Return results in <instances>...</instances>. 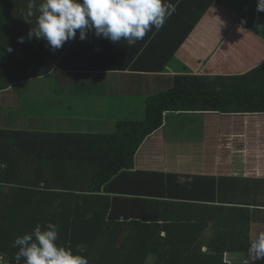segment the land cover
<instances>
[{"label": "trees", "instance_id": "16d2710c", "mask_svg": "<svg viewBox=\"0 0 264 264\" xmlns=\"http://www.w3.org/2000/svg\"><path fill=\"white\" fill-rule=\"evenodd\" d=\"M256 4L251 0L238 22L264 40V12ZM198 12L206 10L188 9L168 22L158 74L199 22ZM128 64L138 70L143 60ZM166 81V90L147 98L143 120L122 121L108 135L62 131L28 106H0V254L10 264L14 240L49 222L58 225V244L89 264H230L227 256L249 253L253 226L264 229V180L138 172L134 162L166 113L264 114V62L241 75ZM196 203L214 205L202 206L215 215L207 250L198 230L168 225V205L178 213Z\"/></svg>", "mask_w": 264, "mask_h": 264}, {"label": "crops", "instance_id": "0c3cea01", "mask_svg": "<svg viewBox=\"0 0 264 264\" xmlns=\"http://www.w3.org/2000/svg\"><path fill=\"white\" fill-rule=\"evenodd\" d=\"M250 1L171 0L176 11L163 32L153 29L132 47L126 40L113 43L93 32L81 41L77 30L75 39L53 50L44 39L28 38L39 15L27 16L29 0H0V106L30 108L45 102L54 110L44 120L62 131L112 134L122 121L144 119L147 98L167 89V77L241 75L264 62V40L238 22ZM41 2L36 0L37 5ZM207 2L206 12L195 13L199 22L158 74L168 22L188 9L191 14L204 10ZM139 57L143 64L132 69L128 63ZM63 105L68 106L66 111H61ZM253 139L260 143L251 147ZM134 166L138 172L264 180V114L166 113L163 127L137 151ZM194 205L178 213L168 205V225L172 220V225L182 224L188 233L198 230L194 233L204 235L201 248L207 250L215 215L202 206L214 205ZM260 233L264 229L253 226L250 243ZM236 259L239 256L230 257V264Z\"/></svg>", "mask_w": 264, "mask_h": 264}, {"label": "clouds", "instance_id": "9594fccd", "mask_svg": "<svg viewBox=\"0 0 264 264\" xmlns=\"http://www.w3.org/2000/svg\"><path fill=\"white\" fill-rule=\"evenodd\" d=\"M35 10V11H34ZM176 11L171 0H29L27 16L36 18L28 38L44 39L53 50H58L77 37L84 41L89 32L113 43L126 40L132 47L153 29L159 31ZM257 12H264V0H257ZM19 42L23 43L21 37ZM12 51L11 48L8 49ZM59 228L54 223L37 224L31 233L17 237L13 247L18 251L15 264H89L87 257L75 254L71 247L58 244ZM249 261L264 259V233L252 240ZM249 261L247 264H249ZM0 264H10L0 254Z\"/></svg>", "mask_w": 264, "mask_h": 264}, {"label": "rangeland", "instance_id": "374dc122", "mask_svg": "<svg viewBox=\"0 0 264 264\" xmlns=\"http://www.w3.org/2000/svg\"><path fill=\"white\" fill-rule=\"evenodd\" d=\"M39 102H37V103H33L32 104V106L30 107V110H31V112L32 113H30L33 117H40V116H49V113H48V111L50 112V111H52V110H54V107H45V105H44V103L45 102H43V103H41V106H39V104H38ZM19 107V105L18 106H16V107H13L11 110L13 111V112H15L16 111V109ZM41 107V108H40ZM1 108L2 107H0V117H1V115H2V110H1ZM24 108V107H23ZM38 108V109H37ZM68 108V106H66V105H63V106H60V109H61V111H66V109ZM40 109H45V110H40ZM25 110H27V109H25ZM25 110H23V112L22 113H24L26 116L28 115V113L25 111ZM28 111V110H27ZM5 113H10L9 111L8 112H4V110H3V116L5 117ZM35 113V114H34ZM39 114H42V115H39ZM255 138V137H254ZM243 139H244V137H243ZM253 142L254 143H251V147H254V146H256V144L255 143H257V144H259L260 143V141H258V140H256V139H253ZM209 151L211 152V153H213V148L212 147H210V149H209ZM215 153V152H214ZM229 257V258H228ZM228 257H226V260H229V262H231L230 261V256H228ZM253 257L251 256V255H247L246 257H242L241 258V255L239 256V259H236V261H242V263L241 264H247V262L249 261V260H251ZM242 259V260H241ZM245 261V262H244ZM234 264V263H233ZM249 264H264V259H260V260H258V261H249Z\"/></svg>", "mask_w": 264, "mask_h": 264}]
</instances>
